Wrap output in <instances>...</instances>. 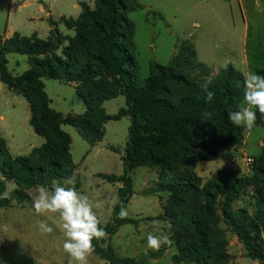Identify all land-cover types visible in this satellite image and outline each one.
<instances>
[{"label":"trees","instance_id":"trees-1","mask_svg":"<svg viewBox=\"0 0 264 264\" xmlns=\"http://www.w3.org/2000/svg\"><path fill=\"white\" fill-rule=\"evenodd\" d=\"M79 7L77 18L59 19L74 32L72 38L58 33L51 21L47 40L19 33L9 38L0 36V83L26 101L29 125L35 135L45 140L28 155L12 157L5 140L0 138V210L14 202H29L27 191L32 188H51L54 180L72 177L71 139L62 126L73 127L92 147L103 139L107 122L127 117L123 173L118 177L102 176L108 183L120 184L111 221L103 227L107 237L132 223L117 215L120 202L127 207L133 195L132 172L140 167H158L163 181L157 192L168 193L169 197L163 216L174 228L175 264H226L225 254L220 253L223 242L216 231L214 205L220 200L224 201L223 223L241 242L247 256L264 264L260 240L264 232V167L254 166L251 178L222 169L204 184L195 172L197 164L216 160L219 148H237L242 143L244 127L228 119V113L238 110L243 101L242 72L231 65L220 69L208 83L214 99L205 103L206 93L192 81L187 69L194 68L203 79L208 77L207 69L197 62L190 45L181 44L166 65L150 63L148 77L139 80L133 55V26L128 18L138 7L136 0H95L93 9L84 2ZM64 42L67 46L57 54ZM8 55L25 56L29 68L13 76L7 70ZM44 79L74 84L84 113L63 116L51 109ZM182 89L185 92L177 95L176 90ZM118 96L124 98V107L115 115H107L103 104ZM205 110L212 113L211 118L203 115ZM257 116L256 123L264 127V118L258 112ZM6 181L13 182L16 188L4 198ZM247 185L258 188L252 214L231 208ZM74 186L80 189L78 181ZM182 228H186L185 234ZM93 253L107 264H145L133 258H118L109 245L101 248L94 244Z\"/></svg>","mask_w":264,"mask_h":264},{"label":"rangeland","instance_id":"rangeland-1","mask_svg":"<svg viewBox=\"0 0 264 264\" xmlns=\"http://www.w3.org/2000/svg\"><path fill=\"white\" fill-rule=\"evenodd\" d=\"M72 0H0V36L18 32L29 37L36 34L40 40H47L51 26L63 36L72 38L74 32L67 30L59 19L46 22L50 6L52 18L63 12L66 17L77 15L71 10ZM94 8L95 0L87 1ZM138 7L128 14L133 26V55L137 62V78L144 80L149 75V65L154 62L166 65L177 53L181 44H188L195 58L207 69L208 77L203 79L194 68L188 67L190 76L198 85L209 83L220 69L227 65L246 74L256 72L264 76V0H136ZM42 6V7H41ZM58 7V11L54 8ZM77 18V17H76ZM50 28V29H49ZM67 46L64 42L57 50L60 54ZM25 56L8 55L7 70L13 76L22 75L28 68ZM44 91L50 100V108L66 115H81L85 111L83 102L76 95L72 84L55 80H43ZM176 90V94L184 93ZM124 98L118 96L106 101L103 108L107 115H115L124 107ZM0 138L4 139L12 157L26 156L32 148L40 147L45 140L35 135L29 125V107L19 95L10 92L0 83ZM129 119L123 117L104 125L103 139L90 147L70 126L62 130L71 139L70 153L73 162L71 179L80 183V192L93 204V211L104 227L111 221L112 211L117 202L119 183H108L102 176H120L123 173L121 158L127 141ZM264 127L255 123L251 130L244 128L242 143L237 148L223 147L217 150V159L196 165L195 172L202 184L222 169L235 170L239 176L251 178L254 166L264 167ZM249 159V162H247ZM2 161H0V183ZM133 195L127 205L131 224L121 226L115 235L101 240H93L101 248L111 246L118 258H133L145 264H175L172 257L177 255L173 240L174 228L163 212L168 201V193L157 192L163 181V173L158 167H140L131 174ZM66 180L56 181L65 185ZM3 195L16 187L6 181ZM70 186V185H69ZM254 185H247L240 198L231 205L232 210L244 209L254 212ZM30 201L17 204L0 214V243L6 246V264H21L23 259L18 251L31 250V264H69L70 257L63 249L66 239L63 221L59 213L38 215L33 207L37 187L27 191ZM224 201L214 205L217 217L216 231L221 238L220 253L225 254L226 264H259L249 258L234 233L223 223L221 207ZM46 220L53 228L50 234L39 229V222ZM158 222V223H154ZM6 229V231H5ZM148 232H167L173 243L159 251L147 247ZM183 234L187 232L182 228ZM264 245V232L260 234ZM16 250L15 260H12ZM10 254V256H9ZM24 254V253H23ZM9 257V259H8ZM11 258V259H10ZM72 264H76L75 261ZM87 264H107L93 251L87 256Z\"/></svg>","mask_w":264,"mask_h":264},{"label":"clouds","instance_id":"clouds-1","mask_svg":"<svg viewBox=\"0 0 264 264\" xmlns=\"http://www.w3.org/2000/svg\"><path fill=\"white\" fill-rule=\"evenodd\" d=\"M201 87L206 93L205 103H211L215 93L209 90L208 83ZM257 112L260 118H264V76L250 71L243 77V101L238 106V110L228 113V119L237 127L243 126L251 130L258 119ZM203 115L211 118L212 113L205 110ZM4 198H7V194ZM120 204L118 218L126 219L128 210L122 202ZM33 207L38 215L49 212L59 213L66 237L63 249L70 257L69 264L73 261L76 264H87L88 254L94 251L93 240L107 237L105 229L99 226L100 221L93 211V204L86 195L77 191L71 178L65 181V185L55 180L51 188L39 185L37 195L33 198ZM39 229L44 234H50L53 231L46 220L39 222ZM146 240L147 247L153 251H159L161 247L170 246L173 243L167 232H148Z\"/></svg>","mask_w":264,"mask_h":264},{"label":"crops","instance_id":"crops-1","mask_svg":"<svg viewBox=\"0 0 264 264\" xmlns=\"http://www.w3.org/2000/svg\"><path fill=\"white\" fill-rule=\"evenodd\" d=\"M39 3H42L43 0H37ZM65 1V0H63ZM88 0H72L71 1V10L73 12H75V14H77L75 17L74 15L71 16V18H76L78 17V15L80 14V7H79V3L81 2H84V3H88L87 2ZM42 7V6H41ZM58 7H55L54 10L55 11H58L57 10ZM42 12H44L43 10H47V12L45 13V18H43V20H45L46 22H48L49 19H51L52 21H56L57 19H60L61 17H64V18H68L66 17V15L63 14V12L59 13L58 15H56L55 18H52V15L49 13L50 12V6H46V4H44V6L41 8ZM50 29V28H49ZM13 33H18V32H13V30L11 32H9L5 37L3 38H9ZM33 35H36V34H33ZM23 36V35H22ZM244 75V74H243ZM2 117H0L1 119ZM39 137V136H38ZM7 145V144H6ZM8 148V147H7ZM33 149V148H32ZM31 149V150H32ZM30 150V151H31ZM9 151V149H8ZM198 166V165H197ZM197 168V167H196ZM133 188V187H132ZM134 196V195H133ZM10 208V207H9ZM5 209H8V208H5ZM5 209H1L0 210V214L2 213L3 210ZM14 253L12 260H15V253L17 252L16 250L13 249L12 251ZM19 255L23 258V259H27L26 261L25 260H22V261H19L21 262V264H31V250H28L27 252L26 251H18ZM24 253V254H23ZM10 256V254H9ZM10 258V259H11ZM9 259V257H8ZM6 260H7V252H6V246L1 244L0 243V264H6ZM102 261V260H101ZM9 264H13V262L9 263Z\"/></svg>","mask_w":264,"mask_h":264},{"label":"built area","instance_id":"built-area-1","mask_svg":"<svg viewBox=\"0 0 264 264\" xmlns=\"http://www.w3.org/2000/svg\"><path fill=\"white\" fill-rule=\"evenodd\" d=\"M247 162H249V159H247Z\"/></svg>","mask_w":264,"mask_h":264}]
</instances>
